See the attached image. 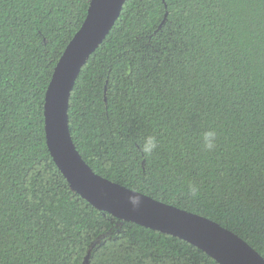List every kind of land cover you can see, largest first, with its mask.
Instances as JSON below:
<instances>
[{
  "label": "trees",
  "instance_id": "1",
  "mask_svg": "<svg viewBox=\"0 0 264 264\" xmlns=\"http://www.w3.org/2000/svg\"><path fill=\"white\" fill-rule=\"evenodd\" d=\"M89 2L0 0V264H83L97 239L88 264H219L94 207L50 154L46 89ZM68 122L96 173L206 216L264 257V0H125L80 69ZM147 136L151 156L139 151Z\"/></svg>",
  "mask_w": 264,
  "mask_h": 264
},
{
  "label": "water",
  "instance_id": "2",
  "mask_svg": "<svg viewBox=\"0 0 264 264\" xmlns=\"http://www.w3.org/2000/svg\"><path fill=\"white\" fill-rule=\"evenodd\" d=\"M125 0H90L86 17L63 50L45 93L44 130L48 149L71 189L113 216L179 237L219 264H264V257L242 237L218 222L165 203L96 173L73 142L68 102L74 82L91 53L103 41ZM130 196H139L134 207ZM92 243L83 264H88Z\"/></svg>",
  "mask_w": 264,
  "mask_h": 264
},
{
  "label": "clouds",
  "instance_id": "3",
  "mask_svg": "<svg viewBox=\"0 0 264 264\" xmlns=\"http://www.w3.org/2000/svg\"><path fill=\"white\" fill-rule=\"evenodd\" d=\"M217 133L214 130L205 131L202 135V145L206 151H212L216 148ZM157 139L155 136H147L144 138L143 143L139 146V151L145 156H151L157 149ZM189 194L196 198L199 195L200 189L195 184H189ZM130 202L134 207L139 206V196H130ZM145 264H151V259L148 258Z\"/></svg>",
  "mask_w": 264,
  "mask_h": 264
}]
</instances>
